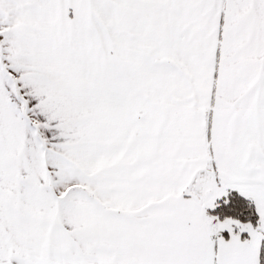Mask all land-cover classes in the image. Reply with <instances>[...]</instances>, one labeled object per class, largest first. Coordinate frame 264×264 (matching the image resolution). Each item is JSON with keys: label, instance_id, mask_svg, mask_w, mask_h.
Segmentation results:
<instances>
[{"label": "snow or ice", "instance_id": "6c2138e0", "mask_svg": "<svg viewBox=\"0 0 264 264\" xmlns=\"http://www.w3.org/2000/svg\"><path fill=\"white\" fill-rule=\"evenodd\" d=\"M0 264H264V0H0Z\"/></svg>", "mask_w": 264, "mask_h": 264}]
</instances>
